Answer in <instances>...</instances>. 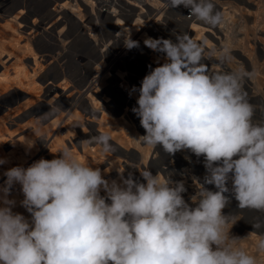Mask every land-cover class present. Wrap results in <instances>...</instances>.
I'll return each instance as SVG.
<instances>
[{"label": "clouds", "instance_id": "clouds-1", "mask_svg": "<svg viewBox=\"0 0 264 264\" xmlns=\"http://www.w3.org/2000/svg\"><path fill=\"white\" fill-rule=\"evenodd\" d=\"M180 6L206 25L224 24L213 0H168L170 9ZM173 34L175 42L144 40L165 54V62L138 89L133 86L139 97L132 112L145 130L139 143L170 155L190 150L204 157L206 175L191 197L195 207L184 199V182L170 175L162 179L145 170L143 182L132 173L109 181L99 167L65 150L4 173L0 264H258L257 255L240 244L247 237L231 234L244 210L264 214V120L254 119L256 106L245 89L251 73L243 67L210 71L205 49L186 33ZM123 40L128 49L139 46L130 32ZM231 58L229 48L215 57L221 65ZM86 143L104 153L116 150L108 134ZM16 184L31 220L12 211L16 201L8 197ZM232 197L238 215L223 211ZM253 228H264V222ZM257 234V253H264V234Z\"/></svg>", "mask_w": 264, "mask_h": 264}, {"label": "rangeland", "instance_id": "rangeland-1", "mask_svg": "<svg viewBox=\"0 0 264 264\" xmlns=\"http://www.w3.org/2000/svg\"><path fill=\"white\" fill-rule=\"evenodd\" d=\"M65 1L75 7L74 13L62 6ZM108 1L110 4L106 9ZM128 1L136 3L134 10ZM157 1L156 5L149 0L147 3L138 0H0V49L3 51L0 54V74H8L13 80L7 91L0 92L1 124L7 128V131H1L4 139L0 148L8 154L18 152L31 163L40 158L51 160L70 150V141L77 140L81 128L89 139L99 135L98 128L104 129V134L108 135L116 132L118 140L110 135L115 152L104 153L100 145L93 143L104 154L102 160L82 153L81 143L71 153L78 160L85 156L89 165L99 167L109 181H119L120 174L126 178L129 173L137 179L145 170H150L153 175L161 173L162 179L170 175L173 181L184 182V199L195 207L191 197L196 195L199 183H203L206 175L204 157H197L190 150L170 155L160 146L148 148L139 143L137 138L144 135L145 130L132 112L133 107L124 119L121 117L124 107L122 93L125 91L119 92L122 87L117 83L120 81L112 84L111 76L119 70L126 74L122 81L127 82L129 90L132 92L133 86L138 89L145 75L165 62V57L146 47L144 40L151 37L175 42L173 32L183 34L187 27L199 25L202 37L190 38L195 39L205 49V55L211 57L204 61L210 71L240 68L233 59L237 56L249 67L247 71L250 70L251 75L245 80V89L250 102L256 106L254 119L264 120V53H256L253 58L250 51L258 40L264 42V0H213L223 16L222 28L201 25L197 21L192 24L193 20L189 19L193 17L184 11L183 6L172 10L167 7L168 0ZM108 13L116 14L125 27L134 28L131 39L138 42V47H125L123 38L129 31L116 35V20L111 19ZM224 48L231 50L232 58L221 67L215 57ZM19 79L34 81L31 96L26 86L19 85ZM87 79L94 80V85L103 82L102 86H107L109 100L100 110L110 121L89 122L91 102L88 89L83 86ZM49 86L67 88L70 96L64 97V101L70 99L72 107L64 101L59 106L48 104L47 99L51 95L47 96L46 88ZM133 92H136L137 101L139 92ZM136 101L134 107H138ZM72 111L77 112L81 124L71 119ZM31 121L43 131L33 127ZM53 122L55 125L52 127ZM51 127V132L47 133ZM69 131L76 137H70ZM56 139L58 141L55 142ZM5 180L3 174L0 183L3 185ZM228 186L231 187L230 182ZM205 187L216 190L214 185ZM17 195L18 201L12 211L31 220V214L20 203L23 195ZM223 211L226 214L241 213L234 197ZM240 215L241 219L232 226L231 234L247 237L240 242L241 246L250 254L257 255L258 264H264V253H257L256 249L260 239L257 232L264 234V228H253V224L264 222V214L244 210Z\"/></svg>", "mask_w": 264, "mask_h": 264}, {"label": "bare ground", "instance_id": "bare-ground-1", "mask_svg": "<svg viewBox=\"0 0 264 264\" xmlns=\"http://www.w3.org/2000/svg\"><path fill=\"white\" fill-rule=\"evenodd\" d=\"M138 1L145 2V3L148 2V0H138ZM149 1L152 2L153 4H156V5L158 4V1L157 0H149ZM68 2L69 1H65L62 4V6L64 8H66V9H68L69 12L74 13L75 12V7L73 5H71L70 3H68ZM128 2L129 3L131 2L133 4V6H131V9L134 10L135 9L134 8V5L136 6V3L135 2H132V1H128ZM109 4H110V2L108 1V6H105L106 9L109 7ZM20 11L23 12L24 10L21 9ZM184 11L189 12L188 9H186V8L184 9ZM113 12H115V11L113 10ZM108 14H109V16H110L111 19H115L116 20V22L114 24V26H115V29L114 30L116 31V35H122L123 33L125 34L127 30L129 32H132L131 35L134 34V28H127V27H125V25L122 22V20L120 18L116 17V14H114V13H108ZM225 15H227V14H225ZM16 17L14 16L15 19H16ZM191 20H193L192 21V24L195 21H197L194 17L191 18V19H189V21H191ZM197 22H199L201 25H203V22H200V21H197ZM204 25H206V24H204ZM207 26H209V25H207ZM219 27L222 28V26H219ZM200 31L201 30L199 29V25H194V26H192L190 28L187 27L184 30L183 34L186 33L189 37L192 36V37H196L197 38V37L201 36L200 35ZM127 35L128 34H126V36ZM225 39L228 40V36L226 34H225ZM193 40L195 41V39H193ZM2 52L3 51L0 49V54ZM161 55L165 57V54L161 53ZM111 65H112V63H111ZM107 71H109V68L107 69ZM125 75L126 74H122L119 70H117V72H115L111 76V83L112 84L116 85V82H119L120 81L119 84L117 83V86H121L122 87L121 89H119V92H124L125 91L124 93H122L123 94L122 95V97H123L122 103L124 105L123 109L121 110V117L122 118L123 117H126L130 113V111H131L130 109L132 107H134V103L136 101V94H135L136 92H133V91L131 92L129 90L128 86H126V84H125L126 81L125 82L122 81L124 79ZM12 83H13V80L9 77L8 74H0V92L1 93L4 92V91H7V89L9 87H11ZM32 84H34V81L24 82L22 79H19V85L20 86H26L27 93L30 96L32 95V88H35V87H33ZM102 84H103V82L99 83L98 85H94V80H91V79H87L86 82L83 84V86H85L86 89H88V96H89V99H90V102H91V107H90V109H88V114H89L88 115V120H89L90 123H95V122L98 123L101 120H104L106 122L107 121H110L109 117H106V114L103 111L100 110V108H102V106H104L103 104H106L108 102L109 95H110L109 92L107 91V86H102ZM46 93H47V96L51 95L47 99V103L48 104H55L57 106H59V104L63 103L64 97H67L68 98L70 96V93L67 92V88H64V87L63 88H60V87L58 88L56 86H49V87L46 88ZM69 101L67 100V101H64V102L66 103V105L68 107H72L71 106V100L69 99ZM5 114H8V113L6 112ZM98 114L100 116H98ZM262 114H264V113H262ZM71 115H72L71 116V119L73 121H75L78 124H81V119L78 118V114H77L76 111H72L71 112ZM1 122H2V120L0 118V142L4 139V136H3V134H1V131L2 130H6L7 131V128L4 126V124H1ZM31 122L33 123V127H35L38 131H40V132L43 131L42 130L43 128L40 129L36 123L34 124V121H31ZM55 122L51 123L50 126L53 127L55 125ZM1 125H3V126H1ZM52 127H51V129H48L47 130V133H50L51 132V130L53 129ZM69 132H70V137H72V136L76 137L74 132H72V131H69ZM97 133H99V135L100 134H104L105 133V130L104 129L103 130H100L98 128ZM110 135H111V137H113L116 140H118V137L116 135V132L115 133H111ZM136 136H137V134H136ZM77 137H78L77 140L76 139L75 140L72 139L70 141V146H69L71 148L69 150L70 152H74V150H76L77 147H78V145H80V143H81V148H82L81 151H82V153H84V154H88L89 153L94 159L102 160L104 158V154L100 150L97 149V146H94L93 143H86V141L89 140V136L86 135L83 132V129L82 128H81V130H79ZM56 141H58V140L56 139L55 142ZM148 148H149V146H148ZM84 157L82 159H80L79 161L82 162V163H85L88 166H90L89 165V162H87ZM0 159H5L7 161L4 164H0V176H1V178L3 177V174L7 170H9L10 168H12V167L22 166V167L27 168V167H29L33 163V162L30 163L29 161H26L25 158L23 156H21L18 152H12V154L11 153L8 154V153H5L1 148H0ZM91 167L96 168L97 166H92L91 165ZM137 180L141 181V177L140 178L137 177ZM0 185H2V184L0 183ZM20 190H21V186L19 184L14 185L13 188H12V190H11V194L9 195L8 198L9 199H13V200H15L17 202L18 201L17 200V196H18L17 194L19 193V195H21V194L23 195L22 191L20 193ZM101 195H104V193H101ZM253 235H254V233H253Z\"/></svg>", "mask_w": 264, "mask_h": 264}, {"label": "built area", "instance_id": "built-area-1", "mask_svg": "<svg viewBox=\"0 0 264 264\" xmlns=\"http://www.w3.org/2000/svg\"><path fill=\"white\" fill-rule=\"evenodd\" d=\"M253 45H254V47L252 49L250 48V51L252 50L251 52H252L253 58L256 56V53H259V54L264 53V42H261L258 40V42H255V44H252V46ZM233 59H234V62L237 63L236 65L243 67L245 70L249 69V67L242 62V59L239 58V56H237ZM222 66L223 65H221V67ZM220 70H223V69H220ZM249 72H250V70H249Z\"/></svg>", "mask_w": 264, "mask_h": 264}]
</instances>
